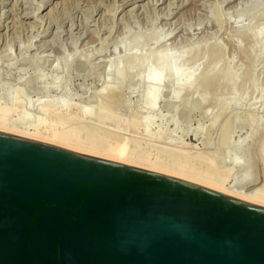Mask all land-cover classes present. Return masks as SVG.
I'll return each mask as SVG.
<instances>
[{"label":"rangeland","instance_id":"obj_1","mask_svg":"<svg viewBox=\"0 0 264 264\" xmlns=\"http://www.w3.org/2000/svg\"><path fill=\"white\" fill-rule=\"evenodd\" d=\"M261 30L264 0H0V99L11 102L20 88L25 106L14 116L30 122L40 112L38 100L64 97L76 105L63 118L75 116L77 120L68 121L80 122L81 128L93 125L90 129L100 136L126 130L131 138L139 137L135 143L139 150L154 146L167 152L169 144L174 148L182 144L189 154L179 152L177 157L206 164L212 158L220 170H229V180L243 181L248 175L246 183L261 185L264 34L257 32ZM161 50L195 56L200 78L189 90L162 83L157 104L148 110V84L138 79L149 70L147 64L118 78L115 63ZM214 78H220L219 84L212 83ZM110 85L115 90L110 91ZM103 101L104 123L89 119L90 125L87 118L86 126L78 106L93 109ZM109 112L115 117L108 119ZM144 115L152 117L151 134L144 132ZM135 119L138 130L132 126ZM235 158L242 161L237 164Z\"/></svg>","mask_w":264,"mask_h":264},{"label":"water","instance_id":"obj_2","mask_svg":"<svg viewBox=\"0 0 264 264\" xmlns=\"http://www.w3.org/2000/svg\"><path fill=\"white\" fill-rule=\"evenodd\" d=\"M0 264H264V205L0 130Z\"/></svg>","mask_w":264,"mask_h":264},{"label":"bare ground","instance_id":"obj_3","mask_svg":"<svg viewBox=\"0 0 264 264\" xmlns=\"http://www.w3.org/2000/svg\"><path fill=\"white\" fill-rule=\"evenodd\" d=\"M259 31H257L259 34L260 33L264 34L263 33L264 30H261V32ZM130 44H131V41L125 44L126 54H129L128 52L131 49ZM182 54L184 53H180V52L176 53L174 50H172V52H170L169 50H161V51L151 52L148 54L141 52L136 57L128 59L125 62L122 61L123 63H118V64L115 63L114 74L118 78H124L125 76L130 74L132 69L137 68L138 66H143L147 64L149 70L139 75L138 79L148 84L147 90L145 91L146 92L145 107L148 110H152L157 104L162 94V91H163L162 86L166 82L168 83L173 82V85L178 90L181 88H185L189 90L192 88L195 81L198 78H200V74H197L198 71H196V69H198L196 67L198 60L195 58V56H184L183 57ZM219 79L220 78L218 79L214 78L213 80L212 79L211 80L213 81L212 82L213 84L214 82L219 84ZM139 80H137L138 81L137 84H139ZM116 81L117 80H115V82ZM209 83L211 84V82ZM114 86L110 85V88L108 86L109 90L110 91L115 90ZM110 91L108 92L110 93ZM12 98L13 100L11 102L0 99V130L1 131H6V132L14 133L17 135H22L25 137L47 141L49 143L61 145V146L68 147L71 149L99 155L102 157L110 158V159L125 162V163L135 164V165L145 167L148 169H152L155 171H160L163 173L174 175V176H177L183 179H187V180L208 186L210 188L240 197L242 199H246V200L264 205V182L261 185H256V184L253 185L254 183L252 185H249L248 183H246V180H248L247 177H249L248 175L246 177V180L245 178H243L245 182H243L244 180L242 178L240 179L243 181H240L239 179L229 180L230 178L229 170H224V171L220 170V167H218L217 162L211 157H210L211 159H209V162L206 161L205 159L207 164L196 161L197 158L195 161L194 159L193 161H190L186 157L181 158L178 156L179 157L178 158L176 154L179 155V152H184L186 154L187 153L189 154L188 149H186L187 151H184L182 149L184 148L181 146L182 144H179L180 146L175 145V148L173 147L174 145L172 146L171 144H169L170 147L171 146L173 147V149L171 147L172 150H170V147L168 146L169 147L168 151L170 150L169 152L167 150H166L167 152H164L165 149L162 148L160 150L159 147L158 149H152L154 146L150 144H149L150 146H153L151 149L143 148L139 150L138 149L139 147L135 146V143L138 142L137 140L138 136L133 135L134 138L136 139L131 138L130 137L131 134L128 135V133H126V130L122 132V135L120 134L119 135L117 134L114 136L110 135V134L115 133V131L112 130L114 131V133L107 132L109 134L106 133L104 136L103 135L100 136L98 135L99 132L96 133V131H93L92 129H90L93 127V125L92 127L88 125L90 128L87 129V127L81 128L79 125H77L78 123L80 124V122H77L76 124V121L74 123H71L70 121H68L70 118L76 119L75 116H73L74 118L70 117L68 120H66V118H63L64 116L67 117L66 114L72 112V108H74V105H76V104L73 105L67 98H64V97H60L57 100H50V99L49 100L48 99L38 100L35 105L39 107L40 112L35 118V120H32L30 122H26L23 120L20 121V119L18 120L17 118H15L14 115L19 109H22L21 107L25 106L24 99L22 98V90L19 88L14 93ZM94 107L93 109H90V108L87 109L85 105L83 107L80 106V108L78 106L77 109H79L78 111L80 112L79 117L81 118V121L83 119L86 120L88 118L86 121H88V123L90 122V125H91L92 119L98 120V123L99 121L103 119V116H105L103 115L104 114L103 111L105 108L104 101L99 102L97 105L95 104ZM143 109H144V106H143ZM109 116H108V119L115 117L114 114L112 113H110ZM85 120H83L84 124L86 123ZM144 120H145L144 121L145 125L143 126H145L144 128L146 130L144 132L146 134H151L149 132H150V124L152 122V117L145 116ZM93 122L95 123L94 127L97 128L98 126V125L96 126L97 122L95 121ZM138 123L139 122L135 119L134 121H132V126L135 127L136 129L139 126ZM85 125L87 126V123ZM118 125L119 124H117L116 127ZM116 127H111V128L114 129ZM133 127H132V130H134ZM129 128H131V126ZM118 129L119 128H117V130ZM117 130H116V133H117ZM158 130L160 129H157V132ZM136 132L137 131H135V133ZM159 132H161V130ZM123 133L127 134L128 136L127 135L125 136ZM156 136L160 137L159 135H156ZM148 137L149 136L147 135V138ZM149 138H151V136ZM145 140L147 139L145 138ZM181 142L183 143V141ZM165 144H168V143H165ZM165 144H162L161 146L164 147ZM238 145L239 144H236L235 148ZM156 148H157V145H156ZM235 148L233 149V151H236ZM233 153H232V156L234 155ZM206 156L208 155H205V157ZM241 161H242V158H235V162H237V164L240 163Z\"/></svg>","mask_w":264,"mask_h":264}]
</instances>
